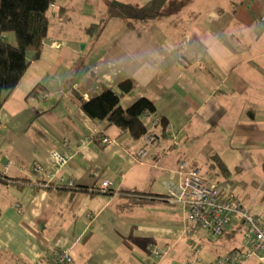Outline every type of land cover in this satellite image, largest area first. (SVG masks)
Masks as SVG:
<instances>
[{
    "label": "crops",
    "instance_id": "1",
    "mask_svg": "<svg viewBox=\"0 0 264 264\" xmlns=\"http://www.w3.org/2000/svg\"><path fill=\"white\" fill-rule=\"evenodd\" d=\"M116 1L150 0H56L39 57L28 52L30 66L0 109L4 264H43L58 250L69 251L74 264L193 262L188 214L172 194L182 163L238 201L254 192L245 202L250 210L264 192V0H168L149 25L130 29L110 18L99 32ZM128 79L134 90L122 106L147 97L178 131L172 139L144 116L156 140L141 161L143 139L81 108ZM105 137L113 142L102 144ZM54 149L70 155L65 182L87 191L39 181L33 166L51 167ZM214 156L227 177L210 169ZM105 181L110 186L100 189ZM236 238L235 245L208 238L200 264L241 246L243 234ZM154 246L166 251L159 263L147 251Z\"/></svg>",
    "mask_w": 264,
    "mask_h": 264
},
{
    "label": "trees",
    "instance_id": "2",
    "mask_svg": "<svg viewBox=\"0 0 264 264\" xmlns=\"http://www.w3.org/2000/svg\"><path fill=\"white\" fill-rule=\"evenodd\" d=\"M167 1L150 0L144 5L126 4L118 1L112 2L109 7L108 18L104 19L98 26L99 32L103 30L110 18L125 20L127 27L130 29H136L142 23L149 25L150 22L162 16ZM55 3L56 0H0V109L16 89L30 66V61L27 58L28 52L30 50L34 52L32 59L39 57L43 40L46 38L50 27L51 6L55 5ZM133 90L134 83L129 79L119 84L118 91L103 87L100 94L88 101H84L81 104V108L91 119L107 121L108 124L117 127L122 133H127L134 139L142 140L149 131L143 117L146 113L156 114V107L147 97L138 99L130 107H123L121 97L131 93ZM160 125L165 126L170 137H172L168 130L169 125H166V121L162 117H160V123L156 126ZM152 134L154 135L153 131ZM210 169H217L224 177L229 174L225 164L216 156L211 158ZM39 181L46 184L45 180L39 179ZM70 189L73 191H87L76 187H71ZM235 200L237 199L235 198ZM239 234H243L241 222L231 232L217 238L218 240L232 241L233 245H235L236 242L234 240H237L236 236ZM198 241L199 243L196 244L202 246L209 239L201 238ZM240 247H242V243L241 246H236L226 253ZM44 261L42 259L41 263L48 264L50 259L46 263ZM200 263L201 261L197 264Z\"/></svg>",
    "mask_w": 264,
    "mask_h": 264
},
{
    "label": "built area",
    "instance_id": "3",
    "mask_svg": "<svg viewBox=\"0 0 264 264\" xmlns=\"http://www.w3.org/2000/svg\"><path fill=\"white\" fill-rule=\"evenodd\" d=\"M49 97V93H41L42 99ZM145 117H153L154 125L160 123V116L156 114L146 113ZM168 130L172 139H175L178 131L171 126H168ZM112 142L113 140L109 137L102 138L104 145H109ZM143 142L144 147L135 157L137 161L144 160L148 154L147 148L153 147L155 144V138L151 131L144 135ZM51 157L53 160L51 167L37 163L33 166V172L43 178L46 184L62 186L66 183L67 186L74 187L73 181L65 182L62 178L63 170L70 161L68 152L54 149ZM180 173L182 179L178 190L172 194L177 195L184 203L188 214L189 225L184 231V236L190 240L189 247L195 257L194 261L189 264L200 262L198 255L202 247L196 244L199 243V239L221 237L235 229L240 222L243 227L242 247L225 253L206 264H245L251 259H256L264 264V223L252 215L250 209L242 202L235 200L231 193L225 192L217 184L205 181L198 171H187L185 163L180 165ZM109 186L110 183L105 181L99 187L106 190ZM147 251L155 263L163 260L166 256V251L157 246L149 247ZM48 264H74V260L69 251L58 250Z\"/></svg>",
    "mask_w": 264,
    "mask_h": 264
},
{
    "label": "rangeland",
    "instance_id": "4",
    "mask_svg": "<svg viewBox=\"0 0 264 264\" xmlns=\"http://www.w3.org/2000/svg\"><path fill=\"white\" fill-rule=\"evenodd\" d=\"M247 194H249V196L242 198L243 200L241 202L243 204H245L248 197L250 199V201L248 200L249 202H252L251 199L253 200L254 192H247ZM251 212L253 215L257 216L264 223V192L258 194L257 197L255 198V201H253V203L251 204ZM168 261L169 260L167 259L164 262V264H168L169 263ZM0 264H4V261L0 260ZM248 264H263V263H260L256 259H251Z\"/></svg>",
    "mask_w": 264,
    "mask_h": 264
}]
</instances>
